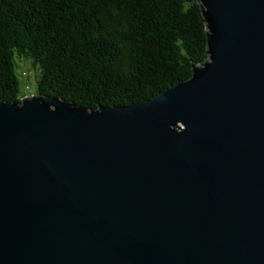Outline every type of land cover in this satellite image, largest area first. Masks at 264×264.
Wrapping results in <instances>:
<instances>
[{
	"label": "water",
	"instance_id": "1",
	"mask_svg": "<svg viewBox=\"0 0 264 264\" xmlns=\"http://www.w3.org/2000/svg\"><path fill=\"white\" fill-rule=\"evenodd\" d=\"M195 1L187 80L0 102V264H264V0Z\"/></svg>",
	"mask_w": 264,
	"mask_h": 264
},
{
	"label": "trees",
	"instance_id": "2",
	"mask_svg": "<svg viewBox=\"0 0 264 264\" xmlns=\"http://www.w3.org/2000/svg\"><path fill=\"white\" fill-rule=\"evenodd\" d=\"M195 0H0V102L18 103L16 62L31 95L86 110L148 100L206 59ZM26 89V87H24Z\"/></svg>",
	"mask_w": 264,
	"mask_h": 264
},
{
	"label": "rangeland",
	"instance_id": "3",
	"mask_svg": "<svg viewBox=\"0 0 264 264\" xmlns=\"http://www.w3.org/2000/svg\"><path fill=\"white\" fill-rule=\"evenodd\" d=\"M15 73L19 79V91L23 94H33L35 91V73L27 60L16 62ZM26 87V89L24 88Z\"/></svg>",
	"mask_w": 264,
	"mask_h": 264
},
{
	"label": "built area",
	"instance_id": "4",
	"mask_svg": "<svg viewBox=\"0 0 264 264\" xmlns=\"http://www.w3.org/2000/svg\"><path fill=\"white\" fill-rule=\"evenodd\" d=\"M30 96H32L31 94H29V95H25V97H30Z\"/></svg>",
	"mask_w": 264,
	"mask_h": 264
}]
</instances>
